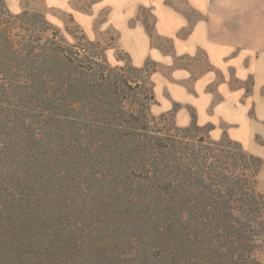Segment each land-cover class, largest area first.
Instances as JSON below:
<instances>
[{"label": "trees", "instance_id": "trees-1", "mask_svg": "<svg viewBox=\"0 0 264 264\" xmlns=\"http://www.w3.org/2000/svg\"><path fill=\"white\" fill-rule=\"evenodd\" d=\"M123 54L112 65L84 34L67 44L41 12L0 0V175L25 156V187L88 175L98 193L61 209L52 192L42 220L18 202L30 213L0 225V264H261L263 159L194 113L187 126L152 115L154 68Z\"/></svg>", "mask_w": 264, "mask_h": 264}, {"label": "rangeland", "instance_id": "rangeland-1", "mask_svg": "<svg viewBox=\"0 0 264 264\" xmlns=\"http://www.w3.org/2000/svg\"><path fill=\"white\" fill-rule=\"evenodd\" d=\"M4 1L14 14L24 10L41 12L67 44L75 43L84 34L88 40L106 48L112 65L122 64L126 59L123 52L128 53L137 66L148 62L149 67L154 68L150 79L155 102L150 111L156 117L172 113V117L162 119L168 126H187L194 113L199 125H213L210 135L219 139L228 131L222 118L223 110L215 109L222 98L218 87L246 94L251 90V76L241 78L233 69L223 74L204 53L188 50L190 29L197 20H202L191 8L190 0ZM13 157L9 158L10 164L19 168H6L4 172L8 173L0 175V225L9 228L11 221L25 220L30 212L18 205V202H25V198L33 213L27 216L42 220L47 218V203L55 196L52 192L56 194L53 205L56 203L61 209L84 203L90 205L96 200L95 195L98 197L97 188L90 184L93 182L88 175L82 178L72 174L65 176L67 180L57 185L59 192L52 190L49 194L33 175L27 181L31 190L25 187V177H22L25 176V156ZM15 183L18 187L13 185ZM92 189L96 193L94 196ZM256 189L264 193V167L258 173ZM8 234L10 236L9 231ZM3 237L4 234H0V239ZM254 254L264 264V235L259 238Z\"/></svg>", "mask_w": 264, "mask_h": 264}, {"label": "crops", "instance_id": "crops-1", "mask_svg": "<svg viewBox=\"0 0 264 264\" xmlns=\"http://www.w3.org/2000/svg\"><path fill=\"white\" fill-rule=\"evenodd\" d=\"M190 3L202 20L190 29L188 50L204 53L223 74L233 69L241 78L251 76L248 94L219 86L222 98L215 109L223 110L227 134L245 151L260 156L264 167V0Z\"/></svg>", "mask_w": 264, "mask_h": 264}]
</instances>
